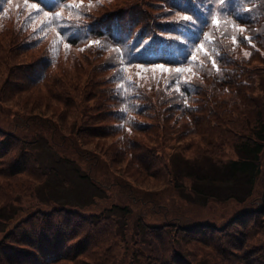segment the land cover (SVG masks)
I'll list each match as a JSON object with an SVG mask.
<instances>
[{
    "label": "trees",
    "instance_id": "obj_1",
    "mask_svg": "<svg viewBox=\"0 0 264 264\" xmlns=\"http://www.w3.org/2000/svg\"><path fill=\"white\" fill-rule=\"evenodd\" d=\"M158 1L166 18L145 17L140 27L143 0L103 13L109 0H0V104L15 126L0 125V204L30 196L52 171L30 154L36 140L21 132L31 130L47 132L48 146L95 191L134 203L89 213L53 203L11 218L0 208V264H110L98 253L101 228L110 248L121 239L127 264H192L183 249L163 246L178 239L198 263L264 264V0ZM62 10L71 15L53 19ZM154 65L192 72L178 78ZM184 179L191 216L175 196L156 200L162 187L183 191ZM211 203L228 209L221 225L201 212L192 218ZM114 210L132 223L120 224Z\"/></svg>",
    "mask_w": 264,
    "mask_h": 264
},
{
    "label": "rangeland",
    "instance_id": "obj_2",
    "mask_svg": "<svg viewBox=\"0 0 264 264\" xmlns=\"http://www.w3.org/2000/svg\"><path fill=\"white\" fill-rule=\"evenodd\" d=\"M137 1V0H134ZM159 1L158 0H143V2L139 4V12H137L138 19L142 22L139 23L140 27L144 23V18L149 17L153 18L154 22H159V20H164L166 15H159L160 12L163 10L162 6L157 5ZM137 3V2H136ZM139 3V0H138ZM12 4V3H9ZM39 5V3H38ZM78 5H81L78 3ZM130 5L128 3V0H109V2L106 3V5L103 6L105 8L104 10H101L100 13L111 11V10H128L130 9ZM61 15H71L68 12H64L62 10ZM217 16V15H213ZM161 18V19H160ZM221 19V18H220ZM149 19L146 18L145 22H148ZM210 26H213L210 24ZM134 30L138 31L139 27L134 28ZM215 30L220 31L219 28H215ZM10 110L6 106V104H0V125L4 126L7 129H14L15 126L12 125L8 127L10 120ZM18 131V130H17ZM24 138L28 140H36V144L33 146H27L28 149L31 151L30 154L36 155L38 159L40 160V166L43 170L47 171L46 169L52 170L48 173L47 177L44 183H40L36 186L35 190L31 193L30 196H21L17 200L6 202L5 204H0V208H3L6 213H1V215L5 218H11L13 217L12 213H15V210L18 208H37L41 207L43 209H49V204H59L63 205L65 207L71 208V209H80L84 213H89L94 210H101V208L109 207L113 202L119 203L120 205H128L130 207L134 206L133 201L130 198H127L126 196L120 198V195L111 200L112 197L108 198L106 197L107 192H98L95 191V188L91 187L89 182L86 179H81L79 174L76 173L75 165L71 162L67 163L65 160L61 159V155L54 153V150H52L48 146V133L47 132H41L39 134H36V130H31L28 133L21 132ZM36 134V135H35ZM49 138V137H48ZM34 155V157H35ZM233 155V154H230ZM60 157V158H59ZM36 158V157H35ZM233 158V156H232ZM62 160L57 162L58 160ZM182 166L181 162H179ZM79 168V167H78ZM80 169V168H79ZM55 170V171H54ZM83 171L82 169H80ZM190 180L184 179L183 184L185 185V189L183 191L172 189L170 187H162L158 190V193L156 195V200L160 204H165L170 196H175L178 198L179 202L182 204L181 209L185 212L187 216H191L193 214V210L195 209L196 205L194 204L195 201L192 199V194L188 190L190 186ZM261 191L259 197H263L264 193V182L260 184ZM94 189V190H93ZM262 193V195H261ZM97 197V199L94 201L93 198ZM99 197V198H98ZM258 197V198H259ZM121 200V201H120ZM176 200V198H175ZM94 201V203H93ZM236 202V201H235ZM233 201H229L226 205L230 206V209L235 210L236 208L239 209L240 206H237V203ZM171 204V203H170ZM169 205V204H166ZM225 205V204H224ZM223 204L220 205V203H211L207 207L202 208L201 210L196 212V216L194 215L193 219H199L200 217H197L200 215V212L204 214L205 219H212L217 223V225H221L226 219L225 216L227 215V207H225ZM156 209H162L158 208L155 205ZM237 213V210L235 211ZM13 213V214H14ZM97 213V212H96ZM115 220L119 221L120 224H128L132 223L133 218L131 216L125 217L126 214L124 211H115L113 212ZM131 217V218H130ZM160 218L161 215L159 216ZM4 218H0V220L4 221ZM150 219H152L149 216ZM157 220H152L151 223H155ZM161 222V221H160ZM163 222V221H162ZM158 223V222H157ZM134 224V223H133ZM3 224H0V227ZM137 229L133 231V228L129 230V233H135ZM108 232L105 228L100 229V235L98 236L102 241V251L98 253H102L104 257L106 258V263L110 262V264H127V254H124V247L123 244L120 242L121 239L114 238L112 241V248H110L107 244V242L104 241V235ZM131 235V234H130ZM96 237V236H95ZM98 237H96V241H98ZM136 237L134 236V239ZM164 238V236H163ZM166 245V248H168V254H173L172 248L175 246L183 249L185 251V254L187 255L189 261L192 264H205L204 259L201 260V262H196L194 256H193V250L194 247L188 248L185 247L184 242L180 241L178 239L176 241V245L173 244V242L165 241L163 246ZM97 253V254H98ZM129 254V253H128ZM148 254L147 257H143V260H154L155 254L150 255ZM200 259V258H198ZM128 264H132L131 261H128ZM208 264H211V261L208 262ZM216 264H220L217 263Z\"/></svg>",
    "mask_w": 264,
    "mask_h": 264
},
{
    "label": "snow or ice",
    "instance_id": "obj_3",
    "mask_svg": "<svg viewBox=\"0 0 264 264\" xmlns=\"http://www.w3.org/2000/svg\"><path fill=\"white\" fill-rule=\"evenodd\" d=\"M26 3H27V0H26ZM27 7L31 8V9H35L37 12L40 11V8H39V6H38L37 3L27 4ZM69 7H76V8H78L79 5H69ZM43 15L45 17H48L50 15V11H44L43 12ZM60 16H61V13L60 12H57V13H55V17H53V19H58V18H60ZM181 20L183 22L195 23L194 18L192 16H190V15H184L181 18ZM221 23H222L221 20L217 16H213L212 17L211 24L213 25V27L219 28L220 25H221ZM223 23L227 24L228 22L227 21H224ZM232 27H233V31H244L243 28H237L235 25H233ZM246 39H250V38H246ZM236 42H237L236 41V38H235V36H233V44H235ZM91 43H97L98 44L99 42L97 41V42H91ZM68 46L69 45L67 43L64 44V47L66 49L68 48ZM197 49H198V51L203 52L205 55H207V56H209L211 58V55L212 54L204 47L203 44H198ZM246 55H247V53H246ZM191 59L192 60H195L196 59L195 55H193L191 57ZM212 65H213V68L214 69H216L217 71H219V69L216 67V63H215V60L214 59H212ZM135 67L137 69H141L143 66L140 65V64H137ZM156 70L161 71V73H169V72L174 71L177 74V77L178 78H180L181 77V74H183L185 72H189V73L192 72V69L191 68L175 67L173 69V68L165 67L164 65H154V66H152V71H156ZM121 71L124 72V71H126V69L122 68ZM137 76L138 77L141 76V72L138 71L137 72ZM184 82L185 83L188 82L186 78H184ZM176 90L177 91H180L179 84H177ZM122 111H127V108L122 109Z\"/></svg>",
    "mask_w": 264,
    "mask_h": 264
}]
</instances>
